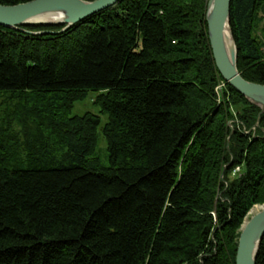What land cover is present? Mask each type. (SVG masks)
I'll list each match as a JSON object with an SVG mask.
<instances>
[{
  "label": "trees",
  "instance_id": "obj_1",
  "mask_svg": "<svg viewBox=\"0 0 264 264\" xmlns=\"http://www.w3.org/2000/svg\"><path fill=\"white\" fill-rule=\"evenodd\" d=\"M207 1L0 26V264H235L264 204V114L217 96ZM229 24L240 75L264 85V0H231ZM89 92L99 115L70 116Z\"/></svg>",
  "mask_w": 264,
  "mask_h": 264
},
{
  "label": "water",
  "instance_id": "obj_2",
  "mask_svg": "<svg viewBox=\"0 0 264 264\" xmlns=\"http://www.w3.org/2000/svg\"><path fill=\"white\" fill-rule=\"evenodd\" d=\"M118 1L31 0L14 5L0 4V26L29 33L22 27L32 24L61 25L63 28L60 32H63L83 19L114 6ZM230 3L231 0L207 1L205 22L209 45L215 67L222 80L242 95L246 101L259 108L258 121L259 116L264 114V85L245 80L237 69V49L229 24ZM51 17L55 19L49 20ZM225 31L229 33L232 40V51L226 49ZM257 207L258 210L255 212H251L252 208L248 211L239 229L235 264H255L264 236V204Z\"/></svg>",
  "mask_w": 264,
  "mask_h": 264
},
{
  "label": "rangeland",
  "instance_id": "obj_3",
  "mask_svg": "<svg viewBox=\"0 0 264 264\" xmlns=\"http://www.w3.org/2000/svg\"><path fill=\"white\" fill-rule=\"evenodd\" d=\"M225 84L227 85V83H225ZM94 96H95L94 92H89L84 100L76 102L70 111V116L82 115L85 112H90V113L99 115L98 108L92 104ZM101 119H102V121H104L105 118L101 116ZM98 150L101 153L105 152V143L102 139H100V141L98 143ZM257 206H259V205H256L255 207H253L254 209L252 208L253 210L251 212H253V211L255 212ZM242 223H243V221H242ZM238 233H240L239 230H238Z\"/></svg>",
  "mask_w": 264,
  "mask_h": 264
},
{
  "label": "bare ground",
  "instance_id": "obj_4",
  "mask_svg": "<svg viewBox=\"0 0 264 264\" xmlns=\"http://www.w3.org/2000/svg\"><path fill=\"white\" fill-rule=\"evenodd\" d=\"M59 17V16H58ZM58 17H56V18H58ZM55 18H53V17H51V18H49V20H54ZM224 40H225V45H226V49L228 50V51H232V40H231V38H230V36H229V33L227 32V31H225V33H224ZM225 83H227V82H225L224 81V86H225ZM227 85H229L228 83H227ZM230 86V85H229ZM231 87V86H230ZM254 209V208H253ZM252 209V210H253ZM251 210V211H252ZM256 210H258V207H256ZM255 210V211H256ZM254 212V211H253Z\"/></svg>",
  "mask_w": 264,
  "mask_h": 264
},
{
  "label": "built area",
  "instance_id": "obj_5",
  "mask_svg": "<svg viewBox=\"0 0 264 264\" xmlns=\"http://www.w3.org/2000/svg\"><path fill=\"white\" fill-rule=\"evenodd\" d=\"M222 88H224V82H220V83L216 86V88H215V92H216L217 96L220 95V92H221V89H222Z\"/></svg>",
  "mask_w": 264,
  "mask_h": 264
}]
</instances>
